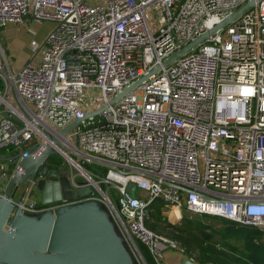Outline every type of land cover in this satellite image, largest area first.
Wrapping results in <instances>:
<instances>
[{"label":"built area","instance_id":"obj_1","mask_svg":"<svg viewBox=\"0 0 264 264\" xmlns=\"http://www.w3.org/2000/svg\"><path fill=\"white\" fill-rule=\"evenodd\" d=\"M249 1L0 0V30L31 19L54 24L16 71L0 31V197L8 199L11 172L45 132L76 151L58 130L81 119L71 132L79 151L113 167L94 177L55 146L84 177L71 172L74 188L92 192L49 205L27 200L28 192L11 198L14 210L94 200L139 264H148L141 245L155 264H166L167 250L182 252L146 226L153 209L171 224L199 214L264 230V0L162 66ZM150 7L159 12L156 29Z\"/></svg>","mask_w":264,"mask_h":264},{"label":"water","instance_id":"obj_2","mask_svg":"<svg viewBox=\"0 0 264 264\" xmlns=\"http://www.w3.org/2000/svg\"><path fill=\"white\" fill-rule=\"evenodd\" d=\"M254 3L255 0L246 2L215 23L165 59L162 66L204 43ZM145 77L125 88L114 100L137 86ZM80 120L69 122L58 130V134L66 137L78 127ZM45 138L46 141L37 142L27 150V155L19 161L20 170L11 172L3 191L8 199L0 197V264H135L108 213L94 200L62 205L54 211L47 209L35 214L23 213L19 208L14 210L11 198L23 200L28 192H37L42 205L84 197L92 192L91 186L74 188L68 168L50 165V156L59 153L55 146L62 150L60 152L70 153L91 166L113 167L79 151L76 139V151H72L49 132H45ZM22 186L24 192L19 196L17 189ZM126 191L134 194L135 186L127 184ZM180 264L199 263L183 256Z\"/></svg>","mask_w":264,"mask_h":264},{"label":"trees","instance_id":"obj_3","mask_svg":"<svg viewBox=\"0 0 264 264\" xmlns=\"http://www.w3.org/2000/svg\"><path fill=\"white\" fill-rule=\"evenodd\" d=\"M203 216L219 219L224 226L215 230L203 219L187 217L179 224L156 219H146L145 224L174 241L186 257L199 264H264V230L241 226L217 216ZM241 228L245 234L238 233ZM141 249L147 263L155 264L146 247L141 245Z\"/></svg>","mask_w":264,"mask_h":264},{"label":"rangeland","instance_id":"obj_4","mask_svg":"<svg viewBox=\"0 0 264 264\" xmlns=\"http://www.w3.org/2000/svg\"><path fill=\"white\" fill-rule=\"evenodd\" d=\"M146 17H147V21L151 27V29H156L158 26V19H159V12L156 9V7H150L146 10ZM54 24L50 21H43V20H33L31 19L30 21H26L22 24H19V27L17 28L16 31L12 32V34H10V38H8L7 42H8V56L11 62V66L12 68L15 70H17L18 68L21 67V65H23V63L29 58L33 57L34 55V44H42L43 43V38L45 39V36L47 35V33L53 28ZM38 57V55H36V58ZM11 92V94H10ZM92 92H94L93 94L96 95V91L93 90ZM91 92H85L84 96L86 99H89V94ZM10 97H9V101L13 104L16 105V102L13 98V92L12 90L9 91ZM38 138V136H37ZM70 141L71 142H75V136L70 133ZM71 150V149H70ZM69 155L71 156V158L73 159V161L77 162L79 165H81V167L88 172L90 175L92 176H102L103 173H105L107 171L108 168L106 167H102L97 165L96 167L91 166L90 164L80 160L79 158L71 155L69 153ZM49 163L51 166H56L57 168L62 167V168H68L70 172H72L73 174H75L77 177L84 179V177L82 176L80 170L76 167L75 163L70 162L66 156L62 155L61 153L55 155V156H50V158L48 159ZM71 175V174H70ZM23 188V186H22ZM36 197V198H35ZM29 199H35L37 201H39V196L37 192H30L27 196V200ZM176 215H178V212H175ZM194 220H200L203 219L204 222L208 223L210 225V227L212 229H219L222 228L224 226V223L216 218H210V217H206L203 215H199V214H194L193 216ZM149 219L152 220H160L163 221L165 223H169L167 220H162L161 215L159 214V210L157 209L156 212L153 209L152 212H150V217ZM181 221L178 222L181 223ZM260 230V229H258ZM263 231V230H262ZM239 234H245V230L243 228L239 229L238 231ZM134 259V258H133ZM135 264H139L135 259H134Z\"/></svg>","mask_w":264,"mask_h":264},{"label":"crops","instance_id":"obj_5","mask_svg":"<svg viewBox=\"0 0 264 264\" xmlns=\"http://www.w3.org/2000/svg\"><path fill=\"white\" fill-rule=\"evenodd\" d=\"M18 27H19V24H14V23H8L5 26L1 27V30L0 31H1L2 35L4 36V41H5V45L7 46V50H8V42H7V40H8V38H10V34H12V32H14V31H16ZM43 40H44V38H43ZM29 60L30 59L28 58L23 63V65L26 64ZM23 65H21V67ZM12 70H14V69L12 68ZM3 151H4V149L1 148L0 149V153H2ZM31 200H35V199H31ZM40 200L41 199H40V196H39V201H37V200H35V201L40 202ZM183 256H185V255L182 252L178 251V250H172V249L171 250H167L164 253V262L166 264H180V261H181V259H182Z\"/></svg>","mask_w":264,"mask_h":264},{"label":"bare ground","instance_id":"obj_6","mask_svg":"<svg viewBox=\"0 0 264 264\" xmlns=\"http://www.w3.org/2000/svg\"><path fill=\"white\" fill-rule=\"evenodd\" d=\"M62 143H64L66 146H68V147H71V145L67 142V141H63L62 140ZM62 151V150H61ZM175 214V213H174Z\"/></svg>","mask_w":264,"mask_h":264},{"label":"flooded vegetation","instance_id":"obj_7","mask_svg":"<svg viewBox=\"0 0 264 264\" xmlns=\"http://www.w3.org/2000/svg\"><path fill=\"white\" fill-rule=\"evenodd\" d=\"M53 167H56V166H53Z\"/></svg>","mask_w":264,"mask_h":264}]
</instances>
